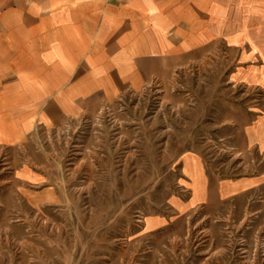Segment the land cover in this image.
Instances as JSON below:
<instances>
[{"label": "rangeland", "instance_id": "rangeland-1", "mask_svg": "<svg viewBox=\"0 0 264 264\" xmlns=\"http://www.w3.org/2000/svg\"><path fill=\"white\" fill-rule=\"evenodd\" d=\"M214 45L0 137V264H264V148L245 137L263 90L236 79L242 50ZM191 172L209 187L199 202Z\"/></svg>", "mask_w": 264, "mask_h": 264}, {"label": "crops", "instance_id": "crops-1", "mask_svg": "<svg viewBox=\"0 0 264 264\" xmlns=\"http://www.w3.org/2000/svg\"><path fill=\"white\" fill-rule=\"evenodd\" d=\"M215 43L242 50L236 79L264 95V0H0V137H22L38 113L91 111ZM262 109L245 137L263 150ZM193 172L199 202L209 187ZM216 182L245 191L260 178Z\"/></svg>", "mask_w": 264, "mask_h": 264}]
</instances>
